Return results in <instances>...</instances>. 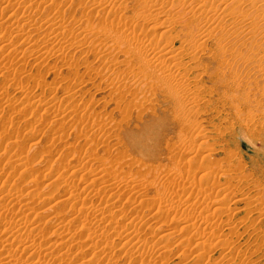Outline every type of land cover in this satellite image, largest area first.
<instances>
[{"label":"bare ground","instance_id":"6f19581e","mask_svg":"<svg viewBox=\"0 0 264 264\" xmlns=\"http://www.w3.org/2000/svg\"><path fill=\"white\" fill-rule=\"evenodd\" d=\"M4 1L8 2L9 0H4ZM80 1H81L80 6L82 5L83 8L86 7L90 9L91 11L95 10V13L97 14L96 16L103 19L102 20L103 23L101 24H103L104 26V30L85 31V33L88 32L87 34H89L91 39H93L92 41L93 43L90 42L91 45L89 48L91 51L93 50L94 52H96V53L94 52L93 53L95 54V57L100 62V66L99 67L90 66L91 64L88 65L89 63L88 64L82 63V64L86 65V70H89L90 72L95 71V73L97 72L96 73L97 76L102 75L103 78H108L109 79L108 83L110 84L109 86L110 88L112 87L111 90L113 89L115 91V90H118L121 86L123 87L129 86V81H126V75L123 72H120V74L119 72L118 73L116 72V74L114 73L115 65L118 62L116 52H121V53L123 52L127 54L128 61L136 58L135 59L136 64H138L139 66V69L133 72L135 73L134 74V82H135L134 84H136V87L142 88L144 90H146V87L151 88L152 80H154L153 78H157L156 81L154 80L155 82H158L156 84H158L159 86L160 85L163 86V89L166 91V93L170 94L175 100V102L182 107L179 109L180 114L181 112L185 110L196 111L199 108L200 101L204 99L197 92L198 91L197 90L198 81H195V79H193L194 81H192L193 76L191 77V75L192 73L195 72L194 70H197L195 72L198 74L197 76H199L200 73L205 74L208 70V67L212 65L213 71L209 72L208 78L213 81L214 87L218 86L220 88H226V90L228 91L225 94V96L224 94L222 96L224 99V101L223 100L222 101L225 102L224 104H222V106H224L225 108L227 107V105H231V108L233 109L234 116H235L234 119L236 122L239 123L241 127L248 129L253 126V127H258V129L260 130H264V0H134L136 2L135 4H133L136 7L135 9L141 7L143 10H145V11H141L140 10L141 8H140L139 9L140 12L136 14L139 20L140 18L143 19L146 24V25L143 24L144 26H142L141 30L138 28L140 26H136V25L134 26V24L131 21L130 23L133 25L128 23L129 22L128 18H130L131 16L127 18V15H125V13L129 7H132V5L131 6L129 5L130 2H128V0H80ZM31 2L33 3V1ZM46 2H48L49 5L51 3L52 5L51 10L54 9L57 13L59 12V15H57L56 13H53V15H51L52 17L47 20L45 24L47 25L48 33H43L44 35H46L45 38L47 37V34H48V37L51 36V39L54 40L57 38V36L63 35L65 31L72 28V26L77 21L71 20V19H74V18H71L72 16L70 17L71 19L68 18L70 19V21H68L67 17L64 14L60 15L62 13L61 9L64 7L63 4L64 2H66V0H46ZM75 2L76 1H74V3ZM7 4L9 6L11 5L10 2H8ZM38 4L40 5L42 3L38 2L36 6ZM67 4L69 7L70 5L69 2ZM24 6L25 7H24L23 12H24V15L25 14L27 15L26 19L30 21H35L34 19L35 17L40 18L41 13L39 14V11L41 9L39 10L38 8L37 13L39 15H37L35 14V12L33 13L32 11V9L35 7L32 8V5L31 6L29 5V7H27L28 5H24ZM73 6L75 7V5ZM77 6L79 7V5ZM74 7L73 9L75 10L76 7L75 8ZM68 9L70 10V8ZM73 9L71 8L70 12H72ZM118 9L119 11L122 10V13L118 16V19L116 21L112 20V17L115 15L114 13ZM42 10H43L42 12H45L44 14H46L48 9L47 10L45 9L46 11L44 9ZM17 11L13 10V13H11V16L14 15V12H17ZM136 11L138 12V9ZM100 12H104L106 13V15H98ZM50 13H52V11ZM110 13H113V14L110 15ZM71 14L73 15V13ZM88 15H86L85 13L84 18L87 17ZM43 16L44 18H46L45 15ZM65 17L67 20L65 19ZM25 20H22V21L26 23ZM14 22L16 23L18 21L16 20ZM28 24L26 26H28ZM31 25H32V22H31ZM29 27L30 26H28V28ZM41 28H38L37 31H33L34 32L33 34L36 35L37 34L36 32H40L39 30L44 29V28L43 29ZM172 28L175 29V34H173L174 32ZM158 29L162 31H160L159 33H156L155 31H157ZM20 31H16V32L18 33ZM24 32H26V29L24 30ZM150 32H152V34H150ZM8 34L11 35V33L9 32ZM25 34L27 35V33H24V35ZM83 36H81L80 39H76L72 37L70 41V44H71L70 46L76 49L77 48L83 49L86 45V43L84 42ZM6 38H7L6 41H8L7 35H6ZM27 39L26 41L29 42L32 38L31 39L29 38L30 40L29 39L27 40ZM39 39H41V37ZM10 41L11 40H9V42ZM23 41L24 40H21V42ZM28 42L27 44L29 45L30 43ZM131 46H133V49H131ZM34 47L38 48L37 45L36 46L34 45ZM36 51L37 50L35 49V52ZM54 52H52V54ZM51 55H49V57H51ZM60 55L65 56V53L64 52L63 54L60 53ZM6 57L8 56L6 55ZM203 58L206 59V64H202V62L204 61ZM21 59L18 61V63L24 60L23 58ZM5 61L7 62V60ZM8 63H10V61H8ZM71 63H69V65H71ZM11 64L12 63H10L9 66H11ZM136 64L129 63V66H134ZM17 66L18 65L16 64V67ZM22 66L24 67V64ZM40 66L41 64L39 65V67ZM74 66L76 67V64ZM199 71L200 73H198ZM208 71H210V69ZM197 76H195V78H197ZM14 77L13 79H16V77L15 78ZM14 81H17V79ZM154 81H153V84H154ZM82 82H84V80H82ZM41 84L39 87H41ZM44 85L46 84H43L42 87ZM25 87L27 88V86H24V95L25 94L27 95V100H25L27 101V104L25 103V101L24 103L26 105H23L22 104L23 102L20 103L24 106L22 107L23 110H26L27 107L29 108L30 106L32 107V105H34L33 107L42 108V111L44 110L45 112H48L49 115L50 114L53 115V117L56 118V120L61 119L62 121L66 119L67 122H68L67 118L69 116L71 117V114L75 112L76 120H77L76 122L73 123V124H76L75 128L79 126L82 123V121L87 120L86 118H88L89 121L92 120V123L93 122L99 123L97 121L100 116L99 117L96 116L98 113L95 115L93 113V116L91 117H88V115H86L87 116L86 118L80 114L81 111L83 112L88 111L87 105L83 107L81 111H79L78 109L79 105L70 106V104L71 105L72 103L75 104L77 101L76 99L81 89V88L77 89L79 88V86L75 87L74 89L72 88L71 90H67L66 94H63L64 97L62 96L61 99L57 98V96L54 95V93L55 94L57 93L53 91L54 93L52 95H54V97L50 99L49 101L45 100L46 102H44L43 99H38V97H33L32 93H34L33 92L34 90H32L31 92L30 87H28L27 89H25ZM152 87H155V86H152ZM21 88H23V86ZM20 90H23V89H20ZM53 90H54V87H53ZM27 91L29 92L27 93ZM140 92H141V89H140ZM0 94L2 95V93ZM0 98H5V97L0 96ZM34 98H37V99H34ZM7 99H5L4 101L5 104H6V101H8L9 103V98ZM138 99L139 100L144 99V95L141 94ZM144 101L146 102L145 99ZM208 103L209 104L211 103L210 99H207L205 102L206 105H208ZM12 104H9V105L11 106ZM67 105H69L70 107H66ZM69 108H70L69 110L70 112L68 111ZM245 108H247L248 110L244 111L243 109ZM198 112L200 111L198 110ZM2 117L4 119L5 116H2ZM4 120L6 121V119ZM99 121H100V118H99ZM234 122L232 124H234ZM57 123L58 125L60 124V122H56V124ZM62 123L65 124L64 121H62L61 124ZM230 123L231 122H229L228 125L227 124L225 125L229 127ZM218 129L221 131L220 127ZM1 132L3 131H0V133ZM4 132H7V131L5 130ZM4 134L3 136H2V133L0 134L2 136V137L0 136V143H1L0 147L3 146L7 150L6 146L9 143L6 144V141L7 140L10 141L9 140L10 138L6 137ZM194 134H195L194 138L192 137L193 141L192 140L191 141L196 145L191 144L193 145V148L189 149L190 147L189 146L187 150H185L184 159H182L177 164V166L179 167L176 168L177 170L173 172V174L170 173L172 174L170 181H168L167 183L166 182L163 183V181L160 182L158 178L157 182L154 183L160 189L159 191L160 194H159L158 200L154 201V205L152 207L155 208L154 209L155 211L156 210L160 211L161 206H163V208L165 207V209L163 208L162 209L167 210V212L170 210H173L174 212L177 213V215H178V212L181 213V215L177 216L178 218L175 219L176 221L175 223L180 224L182 226L180 229L183 232V234L184 232H187V234H185L186 237L184 240H182L184 237L181 239V241H179L178 239L179 241L178 246L182 248L181 252H178L180 254L179 257L181 256L184 257L186 253H188L187 251H190L191 253H193V254L185 256L186 258L184 261L180 260L182 263L186 261L185 264H190V263L203 264L208 261V264H231L233 263V261L241 259L243 264H250L252 262L251 256H253V254H258V253H253V251L255 252L262 251L263 249L262 247H264V229H262L261 227V224L264 223L263 222L264 217H262V215L264 214L263 213L264 212V189L260 187L261 184L258 185L257 181L253 182L252 180L250 181L247 180V177L249 174L246 176L245 175L246 173L242 171V169H244L241 167L243 166L242 164H238L235 168V170L237 169L238 166H239L238 168L240 167L242 168L241 170L239 169L240 174H238L237 172L238 169L235 172L232 171L231 166L233 163L232 164L230 163L232 162V160H230V162L227 163L226 165H224L223 163H220L219 161L220 159L218 160L216 158V153L219 150L215 149L216 148L214 147L215 144L211 145V143L206 139V135L204 134V132L202 133V131H199L197 134L196 133ZM56 136L58 137V135ZM63 137L61 136L60 138L62 139ZM57 141H60V140L58 139ZM14 144L10 143L9 144L10 149L6 151L5 155H3L9 161L8 167L12 169V172L10 171L11 173L8 174V178L12 176L14 177L16 176L22 182H28V181L31 182L33 179L37 178L36 176L37 174L33 173V168L30 167V165H32L30 163L32 162V160H35L36 158L34 159V157H31L29 159L27 158V156L23 155L25 154L24 152L23 153L21 152L19 154L16 153L15 155L9 154ZM3 147L0 148V150L3 149ZM2 158L0 157V175L3 174V170H4L3 164L5 165L4 163L5 159H2ZM228 161L229 160H227V162ZM129 162L130 160L128 161V163ZM126 163H127V160H125V164ZM123 164L124 162L121 165L120 164L115 165L114 163L105 164V166L102 167L103 169H99L98 171H94L96 170L94 169L92 172L89 171V172H86L85 174L81 173V171L78 172V171L72 170L73 166L68 164L65 166L66 168L64 167L65 170L59 172L62 174V177L56 180L57 182L55 184L52 183L53 184L52 189L54 188L53 190L55 189L59 190L61 187L60 185L64 184L63 186L64 189L61 191L59 190V194L61 198L65 199L62 202V204L67 206L66 209L68 210L67 211L65 210L67 213L62 211L63 213H65V215H60V214L58 215L56 211L55 212L53 211V213L51 212L52 210L51 207L53 206V205L51 206V204L55 201L54 197L52 196V194L55 192L54 191L50 195L53 197V198L51 197L50 199L51 202H48V204L45 203L46 201L44 202L46 205H49L50 207L45 206L47 208L43 210V211L48 212V214L50 212L49 216L51 217L48 216L49 219L46 217L45 219L44 218L45 215L44 216L42 215L44 218V221L39 220L38 223L42 222L41 223L42 225L44 224V222H46L45 220H47V222L49 223L50 222L55 223V227L56 226L58 228L64 227V230H66L68 227L66 224L69 225L73 223L74 224L73 226L75 227H72L73 230L68 231L67 229V231L63 230V232L60 229V231L62 232V233H59V235H62L61 239L60 240L58 239V241L53 242V245L50 244V246L45 247V248H42L43 247L42 241L44 240L46 236L45 232L43 233L41 231L42 232L41 234L40 232H37L38 229L35 230V225L32 223V222H35L33 219L34 217L28 213L29 212L28 210H30L32 206L27 208L28 204H30L27 201H30L32 204L37 203L36 205H39L37 202L38 199L43 200L40 195V192H41L40 189H42V186L44 184L39 186V185L33 184L32 182L33 187L28 186L29 190L24 191L22 189H19L20 184L13 186L14 183L12 182L10 186H13L14 188L18 187L15 190L11 187L14 190L13 193H12L13 190L11 188L8 187V189H6L5 187L6 185L3 184L5 187V188L3 187L5 189L4 193H6L7 199L9 202L8 204L5 201L3 202L4 198L0 196V216L2 215L4 217H7V214L8 215L11 214L9 219L12 218V221L7 222V220H5L6 223L3 222V224H1L2 222H0V254L2 258V260L0 261V264H13V263L14 264H99L100 260H97V259H99L100 257H96V255L91 257L92 254L94 253V250L96 249L97 251V247L98 249L99 247H101V252L102 254H104L106 250H109V248H111L112 245L110 246L109 240H111L110 238L114 236H119V237L123 236L127 238L128 241H124L125 244L122 245V247L124 246L123 249H125L128 246L129 249L125 250L126 254L128 255V257L133 258L132 256H134L135 259L140 260V264H146V261L148 262L152 258H153V261H155V264H168L170 262L169 260H168L169 262L167 261L168 259L167 257L169 256L168 255L169 253L167 254L166 252L165 255L164 254L162 255V253L158 249L157 250L159 252L156 251L155 245L153 244L147 245L148 242L146 243L144 239L142 240L140 239L139 234L141 233L143 234L145 232L143 228H145L146 223L144 222L145 225L143 224L144 227L142 226L141 228L144 230V232L139 233V231L137 230L138 229L137 226L139 225L137 220H139V218L134 217V216H137L138 214H140V217H141V215L143 214L142 211H144V208H146V203H147L143 201L144 199L141 200L142 198L140 199V197H138V200L140 199V201H138L136 198L137 194L141 192L142 190L141 189L142 185H145L144 182L146 180L144 179V175H143L145 172L142 171L144 169L143 168L141 169L140 164H139L140 169L138 173L134 175L132 174V176H128L125 174L126 172L122 170ZM183 171L184 173H182ZM241 171L243 172V174L241 173ZM118 172L123 173L125 177L119 176ZM111 173H116V177L111 178L107 176V175H110ZM179 174L180 175L185 174V176H187V180L181 183H178L179 181L178 182L175 181L176 179L179 178L180 176ZM53 175L55 176L56 173ZM53 175H51V177H53ZM177 175L179 176L177 177ZM42 176H43L42 178H45L44 175ZM160 176L161 175H159V177ZM55 177H53V179H55ZM162 177L164 178L165 176L162 175ZM166 179H164V181L168 180ZM221 180H224L225 183L221 184ZM9 181H12V180H9ZM163 184H166V185H164V187H161ZM243 185H249L251 188L249 186H246V187H249L248 190H250L251 192H248V190L245 191ZM258 186L260 187V189ZM49 190L47 192H49ZM24 192H27V193H24ZM88 197H90V200L92 199L91 197H93L94 199H97L99 201V204H96V205L93 204L92 201L88 200ZM125 197L127 198L129 207H131L132 210L134 211V216H132L133 214L131 213L130 217H128L127 216L128 214H126V212H124V214L122 215H118V216H121V220H122L121 223L123 224V225L121 224L122 226H118L119 222L116 220V217H114V212L116 211L115 209L119 208L118 205L121 203V201L123 203H126L123 200ZM133 197H135L136 199H133ZM166 200L170 201V203H168V201L166 202ZM231 201L233 202L232 204H231ZM242 202L244 203V205L242 208H240L239 212L246 211L247 214L245 218L243 216L241 217V219L239 218L240 222H237L238 220L236 221L237 217L235 218L234 213L235 212L237 213L238 211H235L236 208H233V207H235L234 205L242 203ZM151 204H153V202ZM25 211H28V212L25 213ZM255 211L260 212L261 214L260 216L258 215L259 216L258 218H256L258 220H255V218L253 217V212ZM62 212L61 214H63ZM35 214L34 216H36L35 217L36 219L40 217V216H37L40 213H38L37 215ZM152 214H154V212ZM168 215L169 214H167L166 216ZM67 216H69L70 219H68ZM161 216L163 217V214L160 215V217ZM153 218L157 220V218L155 217ZM4 219L5 218H3V220ZM9 219L8 221H10ZM167 219H169V216L166 218V220ZM126 220H129L128 222L132 223V225L129 223L131 226H133L134 224L133 226L134 228L132 229L130 227H128L130 229L125 228L127 226V224L125 226V223H127L125 222ZM135 220L138 223L137 225L135 224ZM143 220L145 221L144 218ZM158 220L160 224V222L164 220V218L161 221L160 219ZM173 220L174 218L172 219V221ZM47 224L48 223H46V225ZM108 224L111 225L110 230H107L106 228V225ZM23 229H27L28 231L27 232L25 230L23 231ZM152 231L150 230V232ZM154 232L155 231H153V233ZM168 232H171V231H168ZM69 233H71V235H69ZM79 233L81 234V236ZM172 234L171 235L174 237L175 234L174 233ZM164 235L166 236V234ZM164 235L162 233L161 237L163 238ZM78 238H81V240H83L82 238H85L86 240L81 241L79 239L80 241H77ZM168 238L169 237H167V240ZM165 242L166 241L164 240V243ZM249 242H254L256 244V248H254L253 251L250 249L251 247L250 246L248 247L247 245ZM103 243H106V244L103 246ZM161 244H163L162 241H161ZM161 244L158 246H161ZM169 246H171L169 243L168 245L164 244L162 249H164L165 251H168ZM86 247H87V252L89 253L83 256V260L81 259L82 261L80 263L76 260V258L74 259L73 258L74 255L70 254L69 252V251H74L75 253L79 252V255H80L83 248L85 250ZM118 247H120V245ZM113 249L116 250V248H113ZM120 249L124 251L121 247ZM246 249L248 252L246 251ZM170 251H172V246H171ZM25 254H26V257H25ZM106 254L107 252L105 253L104 256H106ZM217 254H220V257L219 256L217 257L216 256ZM110 255H114V253ZM88 256H90V258H88ZM241 256L244 258H242ZM24 257L26 260H24ZM107 257L109 256H106V258ZM85 258H88V259L84 260ZM107 260L111 261V259H107ZM100 262L102 263V261ZM111 263L113 262L111 261Z\"/></svg>","mask_w":264,"mask_h":264},{"label":"rangeland","instance_id":"374dc122","mask_svg":"<svg viewBox=\"0 0 264 264\" xmlns=\"http://www.w3.org/2000/svg\"><path fill=\"white\" fill-rule=\"evenodd\" d=\"M31 1H33V3ZM37 1L42 3L40 5L38 4L37 5L38 7L36 6V4L38 3ZM74 1H76V2L74 3ZM74 1L73 0L72 1L66 0V2H64V4H63L64 7L62 6L63 7L61 9L62 13L60 15L64 14L67 17V19L72 16L71 18H74V19H71V18L70 19L77 21V22L72 26V28L65 31L63 35L57 36L56 39L52 40L51 36L48 37V34H47V37H46L47 39H46L45 38L46 35L43 34V33H48V28H47V25L45 23L47 22V20L49 18L52 17L51 15H53V13H56L57 15H59V12L57 13L54 9L53 10L55 12L53 10H51L52 9L51 3H50V5H51L50 6L49 3L46 2V0H43V2H42V0L41 1H39V0H36V1L35 0H9L8 2H10V4H11L9 6L7 4L8 2H6L4 0H0V35H1L0 36V56L3 55L0 58V93H2V95L0 94V96L5 97V98H0V120H1L0 121V131H3V132H1L2 136L4 133H6L4 135L6 137L10 138L9 139L10 141L7 140L6 144H8V143L14 144V142H15L14 146L12 147L13 149L11 148V151L9 152V154L15 155L16 153L19 154L21 152L22 153L24 152L25 154H23V155L27 156V158H29V159L31 157H34V159L36 158L35 160H32V162L30 163L32 165H30V167L33 168V173H36L37 175L36 174L35 175L38 178V179L37 178L33 179L31 182L28 181L29 184H28V182H22L16 176L15 177L12 176V177L8 178V174H10L12 172V169H10V167H8L9 161L3 155H5L6 151H8L10 148H9V144L6 146L7 150L3 146H1L0 148L3 147V149L0 150V157L1 158L3 157L2 159H5V161L4 160L3 161H4L6 166L3 164V166H4L3 174L0 175V196H2L4 198L3 202L5 201L8 204L9 201L7 199V195H6V193H4L5 187H6V189H8V187L9 188L12 187L15 190L18 187L14 188L13 186L20 184L19 189H22L24 191L25 190L28 191L29 190L28 186L33 187L32 182H33V184L39 185V186L42 184L45 185V186L43 185L45 188L42 186V189H40V191H41L40 195H41L43 200L38 199L37 202L39 205H36L37 204L36 202H35L36 204H34V203L32 204L30 201H27L28 203L31 204V205L28 204L27 208L32 206L31 209H33V210L30 209V210H28L29 212L25 211V213L28 212L30 215H32L34 217V218L33 217L32 218L34 219L35 222H32V223L35 225V230L38 229L37 232H40L41 234H42V232L43 233L45 232L46 236H45L44 240L42 241V246H43L42 248H45V247L50 246V244L53 245V242L58 241V239L60 240L62 235H59V233H62L64 230V227L58 228L56 226L57 227L56 228L55 223H52V222L49 223V222H47V220H45L46 222H44V224H42V225H41L42 222L38 223V221L39 220L44 221L45 217L48 219H49V217H51V216H49L50 212L48 214V212L43 211V210H45L47 208L45 206H49V205H46L45 203L48 204V202H51L50 199L52 196L54 197L55 201L51 204V206L53 205L51 207L52 208L51 212L53 213V211L54 212L56 211V213L58 215L59 214L65 215V213H67L66 212L68 210V209H66L67 206L62 204V202L65 199L61 198L60 194H59V190L61 191L64 189V187H63L64 184H61L60 185L61 187L59 186L60 187V189L58 188L59 190H56V189L53 190L54 188L52 189V185L57 182L56 180H58L62 177V174L59 172L65 170L66 165L70 164L73 166L72 170H75L78 172L81 171V173L85 174L86 172H89V171L92 172L94 169H96L94 171H98L99 169H103L102 167L105 166V164L114 163L115 165L116 164L121 165L124 162V164L122 165V170H124V172H126L125 174L128 176H132V174L133 175L137 174L140 167H141V169L142 168L144 169L142 171L145 172L143 175H144V179L146 181L145 180H144L145 182L143 181L145 183V185H142L143 188L141 187L142 190H141V192H139L137 194L136 198H137V200H138V197H140V199L142 198L141 200L144 199L143 201L147 202L146 208H148V209L144 208L145 212L142 211L143 214L141 213L142 214L141 217H140V214H138V215L135 214L137 216H134V211L132 210L131 207H129V203L127 202V198L125 197L126 199L124 198L123 200L126 203H123L121 201V203L119 204V202H118V204H119L118 209H120V210L115 209L116 211L114 212V217H116V220L119 222L118 226L123 225L121 223L122 222L121 216H118V215H122V214H124V212H126V214H128L127 215L128 217H130L131 213L133 214L132 216L138 217L139 220L140 221L142 220L143 222L141 221L142 222L141 223L139 220H137V222L140 225V226L139 225L137 226V228H138L137 230L139 231V233L144 232V230H145V232L143 234L142 233L139 234L140 239L141 240L144 239V241H146V243L148 242L147 245L148 244L149 245L150 244L155 245L156 251L159 250L162 253V255L163 254L165 255L166 252H167V254L169 253L168 254L169 256L167 255L168 256L167 261L168 260L170 261V262L168 261L169 263L167 262L168 264H180V263H182L181 261L185 260V258H186L185 256L193 254L190 251H187L188 253H186V255L184 257L183 256L179 257L180 254L178 252H181L182 248L178 246V242L181 241V239L183 237L184 238L182 240H184L186 237L185 234H187V232H184V234H183V232L180 229L182 226L180 224L175 223L176 222L175 219H177L178 218L177 216L181 215V213L178 212V215H177V213L174 212L173 210H170L167 212V210H163V209H165V207L163 208V206H161L160 211L154 210L155 208H153L152 206L154 205V201L158 200L159 194H160V192H159L160 189L154 183L157 182L158 178H159L160 182L163 181V183L164 182L167 183L168 181H170L171 175L173 174V172H175L177 170L176 168L179 167V166H177L178 162H180L182 159H184L185 150H187V148L189 146H190L189 147V149H190V148H193V145H196L192 142L193 141L192 137L194 138V135H195L194 133L197 134L199 131H202V133L204 132V134L206 135V139L211 143V145L215 144L214 145V147H216L215 149L219 150L218 152L216 151L217 153L216 152L215 153H216V158L218 160L220 159L219 160L220 163H223L224 165H226L227 163L230 162V160H232V162H230V163L234 164V165L232 164V166H231L233 172H235L238 169L237 172H238V174H240L239 169L241 170L242 168H244V169H242V171L244 173H246L245 175L247 176L249 174L247 177V180H249V181L252 180L253 182L257 181L258 185L261 184L260 187H262L264 189V130H260V129H258V127H253V126L248 128V129L241 127L239 125V123L236 122L234 119L235 116H234L233 109L231 108V105H227V107H225V108H224V106H222V104L225 103V102H223L224 99L222 96H223V94L225 96V94L228 91L226 90V88H220L218 86L214 87L213 81L208 78L209 72L213 71L212 65H210L208 67V70L210 69V71L207 70V72L205 74L204 73L201 74L199 71L198 73H200V74H199V76H197L198 74L195 73L197 70H194L195 72L192 73V75H191V77L193 76L192 81H194L193 79H195V81H198L197 82V90L198 91L197 90L196 91L204 99V100L200 101V105L198 108V110L200 112H198V110H196V111L185 110V111L181 112V114H180L179 109L182 107L175 102V100L173 99V97L170 94L166 93V91L163 89V86H161V85L159 86L158 84H156V83H158V82H155L157 80V78H153L155 81L152 80V86H155V87H152V86H151V88L149 87L152 90H150L147 87H146V90L136 87V84H134L135 83L134 82V74L135 73H133V72L138 70L139 66H138V64H136V60H135L136 58L128 61L127 54L123 53V52L122 53L116 52L118 62L115 65V69H114L115 72L114 73L116 74V72L117 73L119 72V74H120V72H123L126 75V81H129V86H131V87L121 86L118 90H115L117 92H115L113 89L111 90L112 87L110 88V86H109L110 84L108 83L109 82L108 78H103L102 75L97 76V74H96L97 72L96 73H95V71L90 72L89 70H86V65H83V64L89 63L88 65L91 64L90 66H96V67L100 66V62L98 61V59L95 57V54H94L96 52H94L93 50L91 51L89 48L91 45L90 42H92L93 39H91L90 35L87 34L88 32L85 33V31H87V30H104V26H103V24H101V23H103L102 22L103 19L96 16L97 14L95 13V10L91 11L90 9H88L86 7H85L86 9L83 8L82 5L80 6V2H81L80 0H74ZM18 2H19V4H18ZM68 2L70 4L69 7L67 4ZM128 2H130L129 5L130 6L132 5V7H129L126 10V13L123 11L125 13V15H127V18L129 16H131L130 18H128V20H129L128 23H130V21H131L134 24V26L135 25L140 26L138 28L141 30L142 26H144L146 24H145L143 19L140 18V20H139V18L136 16V14L139 13L140 10L141 11H145V10H143L141 7H139V8H137L138 9V12H137L136 11L137 9H135L136 7L133 5L136 2L134 0H128ZM45 4H47V5H45ZM24 5H28L27 7H29V5L30 6L32 5V8L35 7L32 9V11H33V13L35 12V14H37V15H39L41 13L40 14L41 19L39 17L38 18L35 17V15H34L35 21H30V20L26 19L27 15L26 14L24 15V12H23L24 7H25ZM73 5H75V7L77 5H79V7L77 6L75 8ZM73 7L75 8V10L73 9ZM38 8H39V10L41 9L39 11V14L37 13ZM68 8H70V10ZM71 8L73 9L72 12H70ZM80 8H82V9H80ZM42 9H44V10L48 9L47 10L48 13L46 12V14H44L45 12H42L43 11ZM13 10L14 11L18 10V11L14 12V15H12L13 16L12 17L11 13H13ZM51 11H52V13H50ZM63 11H65V12H63ZM71 13H73V15L74 14H76V15H74V17H73V15ZM85 13H86V15H88V13H89V15L84 18ZM121 13H122V10L119 11V9H118L114 13L115 15L112 17V20L116 21L118 19V16ZM112 14L113 13H110V15H112ZM43 15H45L46 18H44ZM98 15H106V13L100 12ZM82 16H83V18H82ZM15 17H17L18 19ZM66 17H65V19H66ZM133 18H134V20H133ZM70 19H68V21H70ZM16 20L18 22L15 23L14 21H16ZM22 20H25L26 23ZM31 22H32V25L34 24L33 27L31 25ZM14 23L16 24V26ZM20 23H21V25H20ZM37 23H39V24H37ZM27 24H28V26H30L29 28H28V26H26ZM133 24H131V25H133ZM140 24H142V25H140ZM17 25H18V27H17ZM39 26H41L42 28ZM31 27H32V29H31ZM38 28H41V29L44 28V29L39 30L40 32H36L37 33L36 35L33 34L34 33L33 31H37ZM17 29H19V30H17ZM25 29H26V32H24ZM27 29H29V30H27ZM20 30L22 31V33ZM172 30L174 32L173 34H175V29L172 28ZM16 31H20V32L17 33ZM160 31H162V30L158 29L155 32L159 33ZM8 32L11 33V35L8 34ZM14 32H16V33H14ZM12 33H14V34H12ZM24 33H27V35L26 34L24 35ZM150 34H152V32H150ZM6 35L8 36V41H6L7 40ZM24 36H25V38H24ZM81 36L84 37V42L86 43L85 47L83 49L72 48L70 46L71 45L70 44L71 38L73 37L76 39H80ZM26 37L28 39L32 38L31 40H33V41H31L30 39H29L30 40L29 42L26 41V39H27ZM40 37H41V39H39ZM36 38H37V40H36ZM86 38L88 39V41L89 40L90 41L88 42ZM9 40H11V41L9 42ZM21 40H24V41L21 42ZM35 40L37 41V43ZM27 42L30 44L28 45ZM31 42H32V44H31ZM33 44L35 46L37 45L38 48H35ZM70 47H71V49H70ZM34 48L37 50L36 52H35ZM57 48H58V50H57ZM131 49H133V46H131ZM8 50H9V52H8ZM60 51H62V52H60ZM52 52H54L53 53L54 55L52 54ZM63 52L65 53V56L60 55V53L63 54ZM29 53H31V54H29ZM55 53H57V54H55ZM6 55L9 58L6 57ZM49 55H51V57H49ZM53 56H55V57H53ZM21 58L24 59L23 60L24 63H23V61L22 62L20 61L19 63H21V64H19L18 61ZM69 58L70 59L72 58V59L70 60ZM205 58H203L204 61L202 62V64H206ZM5 60H7V62ZM8 61H10V63H12L11 66H9L10 63H8ZM6 63L8 64V66ZM22 63L24 64V67L22 66L23 65ZM69 63H71V65H69ZM129 63H133V64L135 63L136 65L129 66ZM207 63H208V61H207ZM16 64L18 65L17 67H16ZM40 64H41V66L39 67ZM75 64H76V67L74 66ZM78 64H80L81 66ZM56 71H58V72H56ZM57 74H58V76H57ZM14 75H15L17 81H14L16 79H13ZM195 76H197V78H195ZM42 78L44 79L45 82L43 81ZM40 80H42L44 83ZM82 80H84V82H82ZM153 81H154L155 85L153 84ZM15 82H16V84H15ZM41 83L46 84V85H44L42 87L43 84H41ZM40 84H41V87H39ZM76 84L79 86V88H77V89H80V88L81 89H80L79 95L77 96L76 103L75 104L72 103V105L70 104V106L79 105L78 109H79V111H81V109L87 105L88 111L87 112L81 111L80 114L86 118L87 117L86 115H88V117H91V116H93V113H94V115L98 113L96 116L97 117L100 116L99 118H100L101 122L99 121V118L97 121L99 123H96V122L92 123V120L89 121V119L86 118L87 120L82 121V123L79 126H77L78 128L77 127L75 128L76 124H73L74 122L77 121L75 112L73 114H71V117L69 116L67 118L68 122L66 119H65L66 121L62 120L65 123V124L62 123L63 124L62 125L61 119L56 120V118H54L53 115L50 114L51 115L50 116L48 112H45L44 110L42 111V108L33 107L34 105H32V107L30 106L29 108L27 107L26 110H23V108H22V107H24L23 105L27 104V101H25V100H27V95L26 94L24 95V86H27V88L30 87L31 92H32V90H34L33 91L34 93H32L33 97H38V99H43L44 102H46L47 100L49 101L50 99H52L54 97V95L57 96V98L61 99L62 96L64 97L63 94H66L67 90H71L72 88L74 89L75 87H78ZM79 84H81V85L83 84V85L81 86ZM22 86H23V88H21ZM18 87H20V88H18ZM53 87H54V90H53ZM27 88L25 87V89H27ZM126 88H128V89H126ZM20 89H23V90H20ZM140 89H141V92H140ZM161 89H163V90H161ZM53 91H55L57 94H55ZM111 91H112V93H111ZM142 91H143V93H142ZM212 91H213V93H212ZM28 92L29 91H27V93ZM144 92H145V94H144ZM53 93H54V95H52ZM141 94L144 95V99L146 100V102L144 101V99H140V100L138 99ZM135 96L137 97V99ZM168 96H169V98H168ZM6 97L9 98V103H8V101H6V104L8 103L7 105L4 102L5 99H7ZM34 99H37V98H34ZM207 99L211 100V103L210 104L208 103V105L205 104ZM10 100L12 103L13 102L14 103L12 104L10 102ZM24 101L26 104L24 103ZM20 103H22L23 105ZM9 104H12V105L10 106ZM178 105H179V107H178ZM70 106L67 105L66 107H70ZM69 110H70V108L68 109V111ZM243 110L247 111L248 109L245 108ZM183 114H184V116H183ZM2 116H5L4 119H6V121L3 119ZM56 122H60V124L58 125V123L56 124ZM229 122H231V123L229 124V127H228L227 125ZM233 122H234V124H232ZM7 123H9V124H7ZM49 123H50V125H49ZM95 123L97 124V126ZM100 123H101V125H100ZM225 124H227V125H225ZM198 126H199V128H198ZM219 127L221 128V131L218 129ZM54 128H56V129H54ZM252 128H253V130H252ZM196 129H197V131H196ZM5 130L7 132H4ZM79 132H81V133H79ZM56 135H58V137ZM61 136L62 137L64 136V137L61 139L60 138ZM56 138H57V140L59 139L60 141H57ZM191 144H193V145H191ZM67 152H69V153H67ZM35 155H36V157H35ZM226 157H227V159H226ZM122 158H123V160H122ZM119 159H120V161H119ZM125 160H127L126 164H125ZM129 160H130V162H129L130 164L128 163ZM227 160H229V161L227 162ZM121 161H123V162H121ZM234 162L236 163V165ZM131 163H132V165H131ZM139 164H140V167H139ZM238 164H242L243 166H241L242 168L241 167L238 168L239 167L238 166L237 169L235 170V168ZM5 168L7 171L5 170ZM41 171H43V172H41ZM242 171H241V173L243 174ZM55 173H56L55 176H57V177H55L53 175ZM170 173H172V174H170ZM182 173H184V171ZM41 174L44 175L45 178H42L43 176ZM49 174H50V176H49ZM51 175H53V177H55V179H53V177H51ZM118 175L121 177H125L123 175V173H121V172H118ZM159 175H161V176L159 177ZM162 175H164L165 177L163 178ZM179 175H177V177ZM38 176H40V177H38ZM107 176L114 178V177H116V173H111L110 175H107ZM167 177L168 178L170 177V178L168 179ZM161 178H163V179H161ZM7 179L12 180V181H9ZM164 179H166L167 181H164ZM186 180H187V176H185V174L184 175L181 174L179 176V178L176 179L175 181H177V182L179 181L178 183H181L183 181L185 182ZM18 181H19V183H18ZM12 182L14 184H13V186H10L12 184ZM222 183H225L224 180H221V184ZM3 184L6 186L4 187ZM21 185H23V186H21ZM26 185H27V187H26ZM164 185H166V184H163L161 187H164ZM246 186H249V185H243L245 191L248 190L250 187V186L249 187H246ZM260 187H259V189H260ZM14 190L12 191V193L14 192ZM48 190H49V192H47ZM248 192H251V191L248 190ZM24 193H27V192H24ZM51 194H52V196H50ZM44 195H45V197H44ZM91 198L92 199L90 200V197H88V200L92 201L93 204H95V205L99 204V201L97 199H94L93 197H91ZM136 198L133 197V199H136ZM140 199L138 201H140ZM167 201L168 200H166V202ZM152 202H153V204H151ZM6 203H4V204H6ZM168 203H170V201H168ZM232 203L233 202L231 201V204ZM236 205H234L235 207H233V208H236L235 211H238V212L237 213L235 212L234 214H235V218L237 217L236 221L238 220L237 222H240L241 217L244 216V218H245L247 212L246 211L245 212H239L240 208H242L244 205L243 202L236 204ZM127 206H128V208H127ZM151 209H152V211H151ZM62 211H64L65 213H63ZM33 212H34V214L36 213L35 215L40 213L37 215L40 217L36 219L35 218L36 216H34ZM61 212L63 214H61ZM153 212H154V214H152ZM174 213H176V214H174ZM162 214H163V217L161 216L162 217L161 218L160 215H162ZM165 214L166 215L169 214L168 215L169 219L166 220V218L168 216H166ZM10 215L11 214H9V215L7 214V217H4L1 215L0 216V222H2L1 224H3V222L6 223L5 220H7V222H11L12 218L9 219ZM42 215L43 216L45 215L44 218ZM258 215L259 216L261 215L260 212H257V211L253 212V217L255 218V220H258V219H256L259 217ZM153 217L157 218V220L154 219ZM262 217H264V214L262 215ZM3 218H5V219L3 220ZM67 218L70 219L69 216H67ZM143 218L145 219V221L143 220ZM163 218H164V220H162ZM173 218H174V220L172 221ZM8 219L10 221H8ZM41 219H43V220H41ZM158 219H160V221L162 220L160 222V224H159ZM128 221L129 220L125 221V222H127V223H125V226H126V224H127V226L126 227L123 226V227H125L127 229L134 228L133 227L134 224H133V226H131L132 223L128 222ZM137 222L135 220L136 225L138 224ZM144 222L146 223V226H145V228H143L144 229L143 230L141 228H142V226L144 227V225H145ZM165 222H167V223H165ZM263 222H264V220H263ZM46 223H48V224L46 225ZM66 225L68 226L67 227L68 231L73 230L72 227H75V226H73L74 225L73 223L69 224V225L66 224ZM128 227H130V228H128ZM258 227H259V225H258ZM261 227H262V229H264V223L261 224ZM106 228H107V230H110L111 225H109V224L106 225ZM155 228H156V230H155ZM60 229L62 232L60 231ZM67 229L64 231H67ZM178 229H180V230H178ZM24 230L26 232L28 231L27 229H23V231ZM54 230H56V231H54ZM150 230L151 231L153 230L155 232L154 233H153V231L150 232ZM58 231H60V232H58ZM168 231H171V232H168ZM176 231L177 232L179 231V232L177 233ZM47 232H48V234H47ZM54 232H56V233H54ZM162 233H163V235L166 234V236L164 235L163 238L161 237ZM172 233L175 234L174 237L172 236L173 235ZM58 235H59V237H58ZM69 235H71V233H69ZM80 236H81V234H80ZM114 237H112L113 239L110 238L111 240H109L110 246L112 245L111 248H109V250H106L104 252V254H102L101 247H99V249L97 247V251L95 249L94 253L92 254L91 257H93L94 255H96V257H100L97 260L102 261V263L99 261V264H140V260L135 259L134 256H132L133 258L128 257V255L125 252V250L129 249L128 246H127V248L123 249L124 246L122 247V245L125 244L124 241H128L127 238L123 237V236H121L123 238H121L119 236H114ZM167 237H169L168 240H167ZM159 238H160V240H159ZM79 239L81 240V238H78L77 241H80ZM82 239L86 240L85 238H82ZM178 239H179V241H178ZM83 240H81V241H83ZM164 240L166 241L165 243H164ZM161 241L163 244H161ZM119 243H121V244H119ZM168 243L172 246V251H170L171 246L168 247V251H165L164 249H162L163 245L164 244L168 245ZM105 244L106 243H103V246ZM160 244H161V246H158ZM249 244H251V245H249ZM119 245L124 251H122L120 249V247H118ZM247 245H248V247L249 246L251 247L250 249L252 251L254 250V248H256V244L254 242H249ZM113 248H116V250ZM262 248H263L262 251H257V252L253 251V253H258V254H253V256H251L252 262L250 264H264V247H262ZM111 249H113L115 251H113ZM247 249H246V251H247ZM83 250H84V248H83ZM83 250L80 253V255H79V252H76V253L74 251H69V252H70V254L74 255L73 258L74 259L76 258V260L80 263L83 260V256H85V254L87 255L89 253V252H87V247L85 248L84 251ZM108 251H110V252H108ZM111 251H112V253H111ZM106 252H107L106 256H109V257L111 256L110 258L109 257L106 258V256H104ZM170 252H171V254H170ZM113 253H114V255H110ZM76 254H78V255H76ZM175 256H177V257H175ZM216 256L220 257V254H217ZM25 257H26V254H25ZM25 257H24V260H26ZM88 258H90V256H88ZM88 258H85L84 260H87ZM242 258H244V257H242ZM107 259H111V261L113 263H111V261H108ZM253 259H254V261H253ZM1 260H2V258H1V254H0V261ZM136 260H137V262H136ZM185 262H183V263L185 264ZM233 263L234 264H240V263L243 264L241 259L233 261ZM233 263H231V264H233ZM146 264H155V261H153V258H152L148 262L146 261ZM190 264H193V263H190ZM203 264H208V261L203 263Z\"/></svg>","mask_w":264,"mask_h":264}]
</instances>
